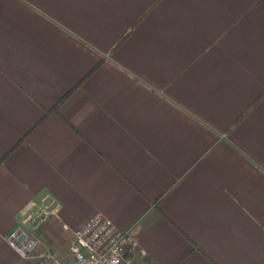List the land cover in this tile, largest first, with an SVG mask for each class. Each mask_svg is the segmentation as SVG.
<instances>
[{"label":"crops","instance_id":"0c3cea01","mask_svg":"<svg viewBox=\"0 0 264 264\" xmlns=\"http://www.w3.org/2000/svg\"><path fill=\"white\" fill-rule=\"evenodd\" d=\"M45 196L147 264H264V0H0V264Z\"/></svg>","mask_w":264,"mask_h":264},{"label":"built area","instance_id":"2783aa9c","mask_svg":"<svg viewBox=\"0 0 264 264\" xmlns=\"http://www.w3.org/2000/svg\"><path fill=\"white\" fill-rule=\"evenodd\" d=\"M49 219L58 220L63 231L59 206L48 197L38 206L30 202L22 211V218L7 236L9 246L19 255L33 260L32 264H147L146 250L131 229H119L112 220L100 212L91 215L72 230L68 249L69 261H62L51 250L36 254L40 243L38 226Z\"/></svg>","mask_w":264,"mask_h":264}]
</instances>
